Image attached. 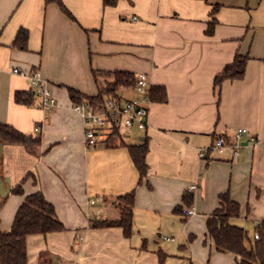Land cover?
Masks as SVG:
<instances>
[{
	"label": "crops",
	"instance_id": "crops-1",
	"mask_svg": "<svg viewBox=\"0 0 264 264\" xmlns=\"http://www.w3.org/2000/svg\"><path fill=\"white\" fill-rule=\"evenodd\" d=\"M61 1L76 21L47 0H0V124L42 141L36 155L0 144L2 231L11 230L25 196L41 191L66 231L28 237L29 264H40L43 252L50 255L43 264H160L159 252L164 264H238L217 250L207 221L226 193L240 205L232 224L251 241L264 221V0ZM21 29L29 33L26 51L14 46ZM237 55L249 58L245 77L225 81L218 98L215 79ZM94 71L145 74L167 91L166 103H150L147 129L123 136L131 145L147 140L141 183L127 148H107L106 138L86 147L68 89L96 96ZM35 72L56 108L39 107L29 78ZM102 76V84L112 81ZM17 92L32 93L34 105L17 104ZM238 129L250 134L235 150ZM220 137L222 151L214 149ZM22 182L25 196L12 194ZM131 193V237L121 228H90L91 220L118 219L117 199ZM186 194L194 197L189 218L177 211L189 207Z\"/></svg>",
	"mask_w": 264,
	"mask_h": 264
},
{
	"label": "trees",
	"instance_id": "trees-1",
	"mask_svg": "<svg viewBox=\"0 0 264 264\" xmlns=\"http://www.w3.org/2000/svg\"><path fill=\"white\" fill-rule=\"evenodd\" d=\"M54 2L58 4L61 11L72 21H76L72 13L67 9L61 0H47V3ZM118 0H104V5L109 7L116 6ZM218 10V7L216 8ZM215 10V11H216ZM216 22L209 24L206 31L208 35L214 33ZM29 33L25 29L18 32L14 46L21 51L28 49ZM249 58L247 56L237 55L233 63L227 66L223 73L215 79L214 85L220 98V89L225 81L243 80L246 74V68ZM96 83L98 84V94L96 96L84 95L72 88L68 89L73 104L87 102L94 109H101L109 97L121 98L119 93L132 89L135 86V75L128 72L100 73L93 72ZM112 78L111 82L100 84L99 76ZM149 99L154 103H166L168 100L167 91L162 86H153L149 90ZM15 102L23 106L34 105V95L29 92H17ZM123 134L115 130L106 137L104 142L107 148L124 147L127 148L131 158L139 172L140 183L145 180L148 174V164L146 161L148 154L147 140L140 144H127ZM40 137L27 136L14 127L0 124V144L23 146L29 153L36 155L41 146ZM25 181V180H24ZM23 183L12 190V194L25 196ZM184 202L191 207L194 197L192 194L184 196ZM120 208V217L115 220H91L90 228H121L124 235L129 238L133 234L134 220V203L135 194L117 199ZM6 200L0 199V212L3 209ZM178 213L182 209L177 210ZM240 216V205L232 200L230 193L220 196V207L207 221V230L210 238L213 240L217 250L221 253H231L236 255L239 260L238 264H264V221L260 223L255 232L258 233L259 239L250 240L248 231L240 226L232 224V220ZM66 228L59 220L53 204L48 202L43 193L38 191L34 194L25 196L24 202L18 209L12 228L9 232L1 229L0 220V264H29L27 239L30 236L61 233ZM50 255L43 252L40 255V264ZM160 264H164L167 255L158 253ZM49 264H54L49 259Z\"/></svg>",
	"mask_w": 264,
	"mask_h": 264
},
{
	"label": "built area",
	"instance_id": "built-area-1",
	"mask_svg": "<svg viewBox=\"0 0 264 264\" xmlns=\"http://www.w3.org/2000/svg\"><path fill=\"white\" fill-rule=\"evenodd\" d=\"M17 74L25 75L19 70L14 71ZM32 88L40 98L39 107L52 110L57 107V101L50 90L49 83L44 80L38 72L30 77ZM151 88L149 79L145 74L135 76V86L130 89L136 94V97L123 100V98L109 97L101 109H94L87 102L74 104V110L82 119L85 128V143L88 149L97 147L100 140L105 139L113 131L117 130L124 136L134 130L145 131L148 127L149 119V90ZM39 132V128L35 129ZM247 129H238L235 133L237 145L235 150L242 147L243 138L249 135ZM252 143H255L252 140ZM226 147L224 138L220 137L215 141L214 149L222 151ZM203 157L205 153L201 151ZM196 187H192V190ZM96 201H90L94 205ZM182 215L189 218L195 215L192 207L184 208ZM255 239H259L258 233Z\"/></svg>",
	"mask_w": 264,
	"mask_h": 264
},
{
	"label": "rangeland",
	"instance_id": "rangeland-1",
	"mask_svg": "<svg viewBox=\"0 0 264 264\" xmlns=\"http://www.w3.org/2000/svg\"><path fill=\"white\" fill-rule=\"evenodd\" d=\"M102 77H105V76H102ZM102 81H103V80H102ZM102 81H100V84H101V85H102ZM128 94H129V93H126V94L124 95L123 100H127L128 98H131V97H132V98H133V97H136V94H135V93H133V94H134L133 96H128ZM135 137H136V135L133 134L132 137H131V139L134 140ZM32 254H33V253H32ZM32 254H31V255H32ZM32 256H33V255H32ZM31 264H33V260H32V259H31Z\"/></svg>",
	"mask_w": 264,
	"mask_h": 264
},
{
	"label": "water",
	"instance_id": "water-1",
	"mask_svg": "<svg viewBox=\"0 0 264 264\" xmlns=\"http://www.w3.org/2000/svg\"><path fill=\"white\" fill-rule=\"evenodd\" d=\"M119 96H120V97L122 96L121 93H119Z\"/></svg>",
	"mask_w": 264,
	"mask_h": 264
}]
</instances>
